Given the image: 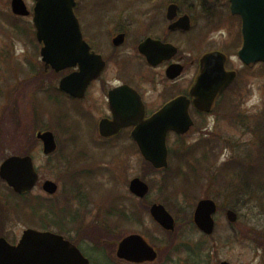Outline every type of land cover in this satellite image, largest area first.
<instances>
[{"label": "rangeland", "instance_id": "obj_1", "mask_svg": "<svg viewBox=\"0 0 264 264\" xmlns=\"http://www.w3.org/2000/svg\"><path fill=\"white\" fill-rule=\"evenodd\" d=\"M24 1L32 12L35 1ZM196 11L201 13L193 15L198 28L208 26L207 38L236 61L238 21L224 8L211 12V18ZM202 42L200 51L207 48ZM199 43L198 39L188 42L185 38V54ZM39 47L33 15L14 16L11 0H0V165L9 156L32 154L39 179L30 201H20L19 213L10 217L26 216L34 201L38 207L42 203L45 226H52L53 232L77 246L91 264H127L118 260L116 252L121 240L130 234H141L159 251L158 261L147 264L193 260L196 264H264L263 66L242 71L238 83L223 99L224 109L199 118L185 139H170L174 171L154 170L126 132L116 141L101 139L98 132L96 135V113L86 104L52 91L59 77L44 69ZM39 131L53 132L61 143L51 157L43 155ZM209 143L214 155L202 159L201 146ZM189 161L193 164L188 165ZM178 162L187 167L180 171ZM136 177L150 186L146 200L129 191V183ZM46 180L59 185L53 197L43 191ZM166 181L173 193L165 191ZM3 184L0 178V202L15 200ZM202 199L218 204L211 237L200 233L193 223L195 207ZM155 203L166 206L176 219L174 234L165 233L152 219L150 207ZM5 207L10 210L16 206ZM119 209L128 217L133 213L140 222H124ZM229 210L237 213L236 222L227 220ZM71 214L79 218L60 225L61 218H71ZM22 226L16 224L17 228Z\"/></svg>", "mask_w": 264, "mask_h": 264}, {"label": "flooded vegetation", "instance_id": "obj_2", "mask_svg": "<svg viewBox=\"0 0 264 264\" xmlns=\"http://www.w3.org/2000/svg\"><path fill=\"white\" fill-rule=\"evenodd\" d=\"M223 8L230 18L238 21V44L235 50L237 47L240 49L243 44L242 20L239 16L231 14V0H76L75 14L83 38L91 47V51L103 59L106 66L98 80L90 84L83 99H75L65 93L62 95L69 100L86 104L89 111L96 113L94 121L98 124L103 120L116 121V106L119 105L129 103L135 110V113L131 114L136 116L135 120H138L140 115L148 120L176 99L184 97L189 101V112L194 122L199 118L214 115L215 110L224 109L223 99L238 83L242 71L249 70V66L238 60L233 61L226 49L216 47L217 42H213L211 37L207 38L209 27L198 28L193 16L195 12L200 15L201 13L196 11L200 10L204 16L211 18V12L222 11ZM185 38L188 42H194L196 39L200 42L186 54L183 48ZM145 42L146 51L155 64L149 62L140 51ZM201 42L207 47L203 51H200ZM164 46H170L175 51L165 49ZM215 51L226 55V70L235 71L237 76L230 87L216 98L213 113L207 115L195 107V98H192L191 92L201 73L202 58ZM236 57L237 55L235 59ZM172 66L175 67V75L174 72H169ZM76 70L66 71L65 75ZM111 71L113 73L110 76ZM122 87L130 89H121L120 93L112 95L114 90ZM172 117V111L167 109L166 118ZM133 129V126L124 128L120 133L126 132L133 141ZM171 138L186 137L171 132L169 139ZM112 140L116 141V135L108 139ZM11 204L15 202H0V238L10 245L17 246L27 230L53 232V227L45 226L44 220L36 213H33V216L10 217L16 211L13 207L9 210L5 205L14 206ZM17 223L23 226L17 228Z\"/></svg>", "mask_w": 264, "mask_h": 264}, {"label": "water", "instance_id": "obj_3", "mask_svg": "<svg viewBox=\"0 0 264 264\" xmlns=\"http://www.w3.org/2000/svg\"><path fill=\"white\" fill-rule=\"evenodd\" d=\"M37 2L34 23L38 40L45 45L42 49L43 60L47 66L50 65L57 72L79 66L80 72L63 79L60 87L72 96L82 98L89 83L98 78L104 63L90 53L89 46L83 41L74 14L75 0H37ZM232 3L233 12L241 14L244 19L245 42L240 52L241 59L247 64L264 62V0H232ZM12 9L16 15H29L23 0H12ZM146 46L145 43L141 47L144 53ZM223 58L222 54L213 53L203 59L200 83L192 92L196 98V106L202 111L210 112L214 98L234 80L235 74L226 72L223 63L219 67L215 66L218 64V59ZM214 86L216 89L209 92ZM131 110L129 106L116 108V121L102 122L101 135L111 137L117 135L123 127L135 125L133 136L144 158L156 169L167 168V135L171 130L180 134L190 130L193 123L188 112H184L182 124L175 126L171 119L166 118V112H161L144 122L142 115L138 120H135L136 116H129ZM38 138L44 143L46 155L57 150L53 133H39ZM0 176L17 193L32 190L38 182V175L30 157L8 159L1 167ZM43 188L50 195L58 191V185L53 181H46ZM130 191L140 198H145L149 193V186L137 178L131 182ZM150 212L154 220L165 230H175V220L163 205H153ZM216 212L217 205L212 200H203L197 206L195 223L208 235L214 232L213 215ZM227 217L231 222L237 221V214L233 211H229ZM0 247H4L3 242ZM5 247L6 249L0 254V264H89L88 259L77 247L52 233L30 230L26 232L18 247H10L7 243ZM117 256L131 263L143 264L154 262L157 259V252L142 236L132 235L120 243Z\"/></svg>", "mask_w": 264, "mask_h": 264}, {"label": "trees", "instance_id": "obj_4", "mask_svg": "<svg viewBox=\"0 0 264 264\" xmlns=\"http://www.w3.org/2000/svg\"><path fill=\"white\" fill-rule=\"evenodd\" d=\"M206 150H203L202 151V153L204 154V155H206ZM173 161H174V163H175V160L172 158V160H171V165H170V168H169V171H171V170H173L174 169V166H173ZM180 169V168H179ZM174 171V170H173ZM172 171V172H173ZM169 187V183L166 181L165 182V184H164V188H165V191L167 192V193H169L168 192V188ZM131 215H132V217H128V216H126V215H124V214H122L121 216H120V218H122V220L124 221V222H130L131 223V221L132 222H134V223H139L140 222V220L138 219L139 217H135V215H133V213H131ZM132 224V223H131ZM133 225V224H132ZM192 263H189V262H186V264H196L195 262H194V260L193 261H191Z\"/></svg>", "mask_w": 264, "mask_h": 264}]
</instances>
